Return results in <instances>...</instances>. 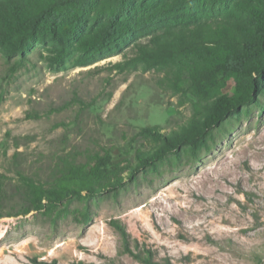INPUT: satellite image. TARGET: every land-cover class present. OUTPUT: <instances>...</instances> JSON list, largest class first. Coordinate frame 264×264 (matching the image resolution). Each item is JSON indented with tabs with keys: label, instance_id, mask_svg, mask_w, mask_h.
Instances as JSON below:
<instances>
[{
	"label": "rangeland",
	"instance_id": "obj_1",
	"mask_svg": "<svg viewBox=\"0 0 264 264\" xmlns=\"http://www.w3.org/2000/svg\"><path fill=\"white\" fill-rule=\"evenodd\" d=\"M120 1L97 0L95 15L105 19ZM165 24L135 27L63 66L44 61L50 46L40 40L21 64L0 49V264H145L133 254L143 248L154 264H264V94L197 162L125 178L114 190L71 200L59 215L23 212L19 173L45 180L69 153L133 154L149 146L136 136L141 127L167 133L188 117L155 71L114 66ZM86 206L88 222L80 215ZM112 221L125 226L130 250Z\"/></svg>",
	"mask_w": 264,
	"mask_h": 264
},
{
	"label": "trees",
	"instance_id": "obj_2",
	"mask_svg": "<svg viewBox=\"0 0 264 264\" xmlns=\"http://www.w3.org/2000/svg\"><path fill=\"white\" fill-rule=\"evenodd\" d=\"M195 1L141 0L129 5L121 0L100 20L97 0H0V49L18 55L19 64L35 41L50 46L42 55L45 62L63 66L71 58L109 47L135 27L166 20L145 42L132 44V54L114 66L119 72L155 71L159 88L189 108L188 117L167 133L158 125L141 127L136 136L149 146L133 154L127 148L118 154L107 150L79 160L69 153L53 164L45 180L19 173L15 191L23 212L59 215L71 200L114 190L125 178L136 181L161 165L197 162L213 149L217 137L225 136L228 124L259 103L264 94V0ZM231 80L234 90L223 92ZM80 215L84 222L90 220L88 206ZM111 224L128 249L125 226ZM133 254L154 264L149 249Z\"/></svg>",
	"mask_w": 264,
	"mask_h": 264
}]
</instances>
